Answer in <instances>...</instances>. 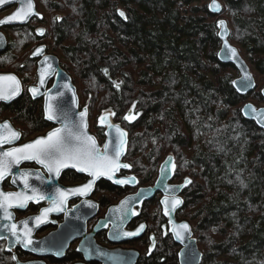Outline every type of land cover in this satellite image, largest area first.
Listing matches in <instances>:
<instances>
[{"label": "trees", "instance_id": "1", "mask_svg": "<svg viewBox=\"0 0 264 264\" xmlns=\"http://www.w3.org/2000/svg\"><path fill=\"white\" fill-rule=\"evenodd\" d=\"M36 1L47 11L41 21L47 51L80 81V104L88 101L97 112L112 107L114 119L129 128L127 157L138 167L154 166L171 149L175 176L191 175L182 216L202 251L201 264H264V130L238 114L246 96L232 87L234 68L216 56V20L224 18L261 84L251 96L264 103V0H219L218 15L206 0ZM13 45L0 54V68L10 59L21 73ZM89 81L94 89L87 100ZM30 100L22 94L0 110L32 119L38 128L40 113ZM131 106L138 117L126 124L122 117ZM93 130L100 141L102 129ZM160 257L146 264H161Z\"/></svg>", "mask_w": 264, "mask_h": 264}, {"label": "flooded vegetation", "instance_id": "2", "mask_svg": "<svg viewBox=\"0 0 264 264\" xmlns=\"http://www.w3.org/2000/svg\"><path fill=\"white\" fill-rule=\"evenodd\" d=\"M19 78L26 79L27 77L21 74ZM22 94L25 93L22 92ZM12 120L13 122L20 120L19 123L23 126L18 127L21 137L14 145L22 144L29 133H40L54 126L49 123L50 125L46 124L39 131V127L31 125L33 124L32 119L14 117ZM130 166L133 170L132 163H130ZM17 169L19 171L18 174L11 172L4 177L1 183L11 187L12 191H14L12 193H18L19 188L23 191L27 190L24 184L17 179L22 172L31 173L28 178V183L31 187H36L39 183H42V179H40L39 175H35L29 170L38 169L44 178L50 176L46 169L35 161H23ZM14 179L15 183L13 182ZM86 179L85 175L75 170L65 169L61 171L56 181L64 185L81 187ZM55 190V186H52L46 192L56 195ZM131 193H133L132 189H119L107 182L99 181L87 195H71L69 204H74L78 198L89 197L97 205L95 214H92L86 220L80 216L69 217L68 208L66 207L63 212L49 215L44 222L37 224L35 218L40 215L39 208L47 205L44 199L39 202L29 201L25 208H9L8 211L12 216L10 219L12 221L11 224H15L17 232L20 233L25 230L26 225L31 230L33 244L25 248L21 244L16 243V237L12 236L9 228L3 225L2 232L5 238L0 240V248L5 249L6 246L12 245L11 250H9V255L12 258L16 256L21 262L38 260L40 261L39 264H140L143 260L150 262L154 256H161L159 260L161 264H167L168 261L173 263L174 257L171 260H167L166 257L161 255L163 249L167 246L169 238L167 219L164 215V210L158 203V195L150 199H144L140 205L136 204L137 216L126 223L122 231L111 230L108 225L104 228L93 230L95 223L105 217L110 206H115L124 195ZM119 212L117 209L110 212L113 220L117 219ZM71 223L78 227L73 240L71 233H66L65 230L62 232L58 227L60 224ZM141 223L145 225V228L138 235H123L124 232H135ZM79 244L80 249H78ZM60 250L63 251L62 255L54 254Z\"/></svg>", "mask_w": 264, "mask_h": 264}, {"label": "snow or ice", "instance_id": "3", "mask_svg": "<svg viewBox=\"0 0 264 264\" xmlns=\"http://www.w3.org/2000/svg\"><path fill=\"white\" fill-rule=\"evenodd\" d=\"M7 0H0V4L6 3ZM24 4L19 11L14 15L9 16L6 21H0V24L9 23L14 21L24 22L34 15V5L32 0H22ZM214 10L219 9V5L213 3L210 6ZM120 16H124L123 12L119 13ZM221 27H223V22H220ZM226 31V29H225ZM42 34V32H41ZM3 41L0 40V43ZM43 49H37L34 55L41 54ZM225 53H230L231 56H235V50L230 49L227 43H225ZM49 58L45 57L44 64L45 68L41 69L40 74V84L43 85L45 82V77L48 73L53 71L51 63L48 62ZM105 75H108V69H103ZM244 88L252 87L251 77L246 75L244 77ZM113 85L119 89L120 83L113 81ZM33 96L37 95L38 89H30ZM20 93V82L15 76H0V100H11L13 97L19 95ZM62 95V93H61ZM51 99V97H49ZM73 102L74 99H73ZM133 107H135L133 105ZM47 113V118L49 120H62L63 127L57 128L53 132L49 133L46 138L37 139L33 143L26 144L23 147H13L7 151L0 152V180H3L6 175L11 173L14 166L18 167L23 161H35L40 164L43 168L47 170L49 174L55 173L57 177L60 176L61 170L65 168H75L79 172H86L88 176L92 179L81 187L62 190L57 188L55 196L45 195L40 191V189L31 187L28 183V178L31 173L22 172L19 174L17 179H19L26 189L31 194L27 192L18 193H3L0 192V209L4 211V219L10 220L12 218L11 213L8 211L9 208H25L29 201L39 202L42 199L47 198L51 207L44 208L39 216L35 218L37 224L44 222L50 212L62 211L63 206L66 203L69 195H87L93 188L97 179L101 176H106L108 179H113L116 172L121 168L131 167L128 164H121L120 157L124 154L127 133L122 131L119 126H115L116 139L105 143L103 146V151L97 145L94 137L87 135L86 128L87 125L84 122V117L86 116V110L81 113V119L79 123H74L69 121V114L64 112L62 109L54 107L52 104H48L45 109ZM115 115V113H111ZM124 119L131 120L134 119L133 116H125ZM101 124H106L110 129L114 126L107 123L106 117L100 118ZM19 133L13 131L10 126L5 123L0 125V147L4 144L12 143L14 140L18 139ZM111 145V146H110ZM165 165H171L172 168L175 165L172 163V158L169 157L165 161ZM162 174H165L167 169L162 167ZM39 178V177H38ZM135 180L132 177L130 180H114L116 184H128ZM15 183V179L13 180ZM186 183H191V181H186ZM171 195L166 196L161 203L164 205V215L169 216V223H172L171 213L175 211L178 205L182 203L176 195L175 191L178 189L168 190ZM130 202H122L119 211H121L122 216L126 217L130 208L126 205ZM95 207V205H92ZM132 215H137L135 212H131ZM123 225V220L121 221V227ZM9 228L11 235L16 237V243L21 244L25 248L33 244L31 239V230L25 225V230L20 233L17 232V226L15 224L5 225ZM145 225L141 224L135 232H124V236H136L141 231H143ZM215 231V229H213ZM174 235L177 239H184V233L190 232L189 226L187 224H181L176 228H173ZM3 235H0V239H4ZM35 251V249H33ZM55 255H62L63 251H57ZM15 259V257H14Z\"/></svg>", "mask_w": 264, "mask_h": 264}, {"label": "bare ground", "instance_id": "4", "mask_svg": "<svg viewBox=\"0 0 264 264\" xmlns=\"http://www.w3.org/2000/svg\"><path fill=\"white\" fill-rule=\"evenodd\" d=\"M211 1L207 2V8H208V5H209V3ZM34 2H35V12H36V15L35 16L34 15L31 16L27 20V22H25V23H16V24H11V25H4V26H1L0 27V29H6L7 31H9V33H11L13 35H15L17 33L20 34V32L24 31L23 29H26L27 28L26 33H22L21 34L22 35L21 36L22 39L20 40V41H22L21 43H18L19 41H17L18 39H20L19 35H16V37H18V39L16 40V37H15V41H13V39H12L13 37L10 38L8 36V34L5 35L2 31H0V32L6 38V48H5V50L10 47L11 43H13L15 46L13 45V47L11 48L12 54L20 62L22 60L21 59L22 56L20 54H22V55L25 54V57L23 58L22 63L23 64H29V67L33 68L34 73L31 74V73L28 72L29 73L28 77L26 79H23V78L21 79V78H19V76H21V74L20 73H17V72H14L15 68H11V67L10 68H7L6 66H5V68H0V73H14L17 76L19 75L18 78L20 79V82H21L22 92L25 93L31 99L30 102L33 105V107L35 108V111L37 109V111H39V113H40V117H39L40 118V126H38L39 127L38 130L41 131L42 128L44 126H46V124H48V125L51 124V123L49 124L47 121H45V119L43 117V102H44V97L43 96L44 95H41L40 97H38L36 99H33V98H31V96L28 93V87L30 85L37 86V78H38L37 77V68H38L37 65H38V61H39L40 57H42L43 55H50L52 57H54V56L57 57L60 67L66 72L67 75L70 76L71 83L76 88L77 96H78V99H79V108H81L83 106H86L87 107L88 131L90 133L94 134L93 127L94 128H97L98 127L99 129L100 128L102 129V134H103L104 129L102 127H99L98 126L99 125V123H98L99 117L101 116L102 113H104L106 111H109L110 113H114V110L112 109V107H107V108H103L99 112H97L96 111V108L91 103H89L86 100H85L86 102L83 103V105L80 104L81 101H82V98L78 94V89H77L78 87L76 86L75 82L73 81V78H72L71 74L69 72H67L61 66V58L59 57V55L57 53L52 52V51H47V44H48V41L50 39L48 40V38L46 36V28L45 27L42 28L40 26V24H42L41 21L43 19V13L42 12L47 13V11H46V9L40 10L39 9V6L37 4V1L34 0ZM218 2L221 4V2L219 0H218ZM8 7H10V6H8ZM11 7L13 9L9 13H7V14L3 15L2 17H0V19L3 18V17H5L6 15L11 14V12L15 8V5H11ZM221 7H222V4H221ZM5 8H7V7H5ZM5 8H3V9H5ZM3 9H1L0 11H2ZM118 12L120 13L122 11L121 10H118ZM37 14H38V16H37ZM213 15H216V14H213ZM122 18H124V16ZM221 19L225 20L224 18H219V19L217 18V20H216V25H217L216 34H217V37L218 38H219V32H220V28H221V25L219 24V21ZM225 22H226L227 27H228V30H229L228 31V37H227L228 38V41H229V43L232 46H234L238 50V48L236 47V45H234L232 43V41L230 40V29H229V26H228V23H227L226 20H225ZM41 32H42V34H41ZM219 40H220V38H219ZM39 46H44L45 47L43 53L41 55H37V56H34V57L31 56V54L33 53V51L37 47H39ZM55 47L56 48H59V49L62 48V43L59 42V43L55 44ZM28 49H30V50H28ZM220 49H221V40H220V44H219V47H218V50H217V54H216L217 58H218V53H219ZM5 50H3L2 52H0V54H2L3 52H5ZM238 53L240 54L241 58L244 60L245 64L248 66L249 72L252 75L253 82H254L253 88L249 92H244V93L240 92L237 89V87L235 85V82H234L235 79L238 78L239 75H240L239 74V71L232 64H230V63H223V64H227V65L232 66L234 68V70L236 71V73H237V76L234 77V79H233V81L231 83L233 89L236 91V93H238L240 95H243V96H246V98L241 103H239V105H238V109H237L238 110V114L241 116V118L243 120L246 119V120H249V121H253L255 123V125L259 129L264 130V128H262V127L259 126V124L257 123V121H255L254 119L248 118L246 116V114H245V110L247 109V107L250 104L253 105L256 109H259V108H264V107H260V105H262L264 103H259L258 104L259 106H258L255 103V100L252 98V96H251L253 94L252 92H254L255 90H257L258 87H260L261 85H257L259 82L257 81L256 76H254V74H253V72H252V70L250 68V65L244 59V57L241 55V53L239 52V50H238ZM219 62H221V61L219 60ZM51 84H52V80H50L47 83V85L44 88V90H47L50 87ZM87 85H88V87H87V90H86V95H88V97H87V100H88L89 97H91V95H92V92H93L94 87L91 86V82L90 81L87 83ZM263 89H264V86L260 88V92ZM261 95H262V93H261ZM262 97H263V95H262ZM13 102H11L9 104H5V105L4 104H1L0 107L1 106H10ZM132 114L135 116L134 119H131V120L124 119L125 116H131ZM111 116H112V121L114 123L119 124L121 126V128L127 133V136H126L127 142H126V146H125V157L122 158L121 161L127 163L128 165H130V163H132V167H133V170L130 167L127 168L126 170H120L117 176L118 177H120V176H129V175L135 176L136 183L134 185H129V184L116 185L113 182H111L109 180H106V179H104V178L101 177V178H99V179L96 180L95 184L97 182H99V181H104V182H107L110 185H112V186H114L116 188H119V189H124V188L132 189L133 190V193H131L129 195H135L137 193V191H138L139 188L140 189H145L147 187H153L154 186L155 181H156V178H157L158 168H159L160 163L167 156H171L173 158V164L175 165V167L172 168L173 177H172L171 180L167 181V183L169 185L179 184V183H182L184 181V179H186V178H188L189 181H191V183H188L182 189V191L179 194H175L176 197L177 196L180 197V199L182 200V203H181L180 206H178L175 209V211H174V219H175V221L177 223H181V222L186 221V222H188L190 224L189 220H187L186 218H183V216H182L183 214L182 213H184V212L186 213L188 211V208H189V206H187L186 203H185V197H184L183 192L193 182V179H192L191 175L188 173V171H185V172L181 173L180 175H178V177L175 176V171H176V168H177V160H176V157H175L174 152L171 149H168L167 152L164 153L162 157H160V156L159 157H156L155 158V164H154V166H146V165H144V166L138 167L137 165H135V159L133 157H131L133 159L130 161L131 158L127 157V155H128V149H129V138L132 136L131 133H130V131H129V128L127 127V125H125V127H124L121 124V122L116 121L114 119V115H111ZM14 117H15V115H13V113H12L7 118H1L0 121L5 120V119L8 120L11 123V126L13 127V129L20 134V130L18 128L19 125H20V123H19L20 120H16V121L13 122L12 118H14ZM137 117H138V114L135 112L134 108L131 106L130 108H127L125 110L124 115L122 117V120L125 121L126 124H132V123H134V121H136ZM90 121L92 123V126L90 125ZM31 125L33 126L34 124H31ZM34 127H36V125H34ZM51 128H53V127H51ZM51 128H49L48 130H44V131H42L40 133H37V132L36 133H29V135L26 136L25 141L22 144H20V145H23V144L27 143L28 141H32V140L36 139L37 137L45 136L46 133ZM20 137H21V134H20L19 138ZM19 138L16 140V142H18ZM103 140H104V134H103L102 142H103ZM5 146H7V147H5ZM13 146H18V145H14V143L11 144V145H3L4 149H7V148H10V147H13ZM3 147H0V148L2 149ZM72 170H74V169H72ZM29 171L32 172L35 175H39V173H41L38 169L29 170ZM81 174H83V173H81ZM83 175H85V174H83ZM85 176L87 177V179H86V181H85L84 184H87L88 183L87 180L90 179V177L87 176V175H85ZM1 183H2V180H0V192L1 191L4 192V193H12V192H14V191H12L13 189H11V187H7L6 185H3ZM56 183H57V187L56 188L63 189V190L78 188L76 186H70V185L60 184L57 181H56ZM84 184H82V185H84ZM129 195H124L115 206H110L107 209V212L105 214V217L99 219L95 223V225L93 227V230H97V229H100V228H104L106 225H108L111 230L113 229V230L122 231L123 228H118V227L112 226V223L111 222H112L113 219H112V216H111V213L110 212L112 210H115V209H117V210L120 209L122 202H126L127 201V202H130V203H128L126 205V207L127 208H130L132 212L137 213V210H136V207H135L136 204L131 203V200L128 198ZM155 195H158V203L162 207V209L164 210V205L161 203L160 200H161L162 197L166 196V194L163 193L160 190H155L152 195H149L148 193H142L140 195V199L137 202V204L140 205L141 202L144 199H150L151 197H153ZM70 199H71V195L68 196V199H67V201L65 203V208L64 209H66V207H67L68 208L67 209L68 211H73L75 213L72 214L70 212L69 217L74 218L75 217V214L77 213L80 217H82V219L86 220L92 214H95V212L97 210V205L89 197L88 198H86V197L85 198H82V197L81 198H78V200L74 204L73 203L72 204H69V200ZM44 200L46 201V204L47 205H43V206H41L39 208L40 214H41L42 210L44 208H46L47 206H49V204H50V201L47 198H45ZM92 205H95V207H93ZM61 212H63V211H60V212L53 211V212H50L48 214V216L49 215H56V214L61 213ZM136 216L137 215H133L131 218H129L127 220L126 223H128L130 220L134 219ZM165 217L167 219V226H168L167 233H168V238H169L168 239V243L169 244L167 243V246L163 249L164 252L162 251L161 255L163 257H166L167 260H170L172 257H174L173 263H171V261H168L167 264H170V263L171 264H179V262H178V253H179V250L181 248V245L177 243L176 239L173 237V235H172V233L170 231L171 224L169 223L168 216L165 215ZM1 220L2 219L0 218V222H1ZM101 222H102V225L100 224ZM139 226H138V228H139ZM58 227H59V230H61L62 232L65 230L66 233H71L72 240L74 238L76 229L78 228L75 225H73V223H71V224H60ZM190 227H191V231H192L191 224H190ZM0 229H1L0 235H3L4 236V233L2 232V227ZM192 234H193V232H192ZM195 240H196V238H195ZM196 243H197V240H196ZM11 247H12V245H8V246H6L5 249L0 248V259H1L0 262H1V264H39L40 263V261H38V260H29L28 262H21V260H19L16 256H14L15 259H14V257L12 258L9 255V250H11ZM78 249H80V244H79ZM197 249H198V251L200 252V255H201L200 262H199V264H201L202 251L198 247V245H197ZM146 263L147 262L143 260V261H141L140 264H146ZM77 264H80V263H77Z\"/></svg>", "mask_w": 264, "mask_h": 264}, {"label": "water", "instance_id": "5", "mask_svg": "<svg viewBox=\"0 0 264 264\" xmlns=\"http://www.w3.org/2000/svg\"><path fill=\"white\" fill-rule=\"evenodd\" d=\"M213 3H216L219 5L218 10H214L213 8L210 7L211 5H213ZM32 4L34 5V13H35L34 16H35L36 12H35L34 0H32ZM11 5H15L14 10L11 12V14L6 15L5 17L1 18L0 21H6L9 16L14 15L17 11H19L21 9V7L24 6V4L22 3V0H7L6 3L0 4V10L5 8V7L11 6ZM208 11L210 13L216 14V15H218L222 12V7H221V4L218 2V0H212L209 3ZM37 16H38V14H37ZM27 20L24 22L14 21V22H9V23H3V24H0V27L4 26V25H11V24H16V23H25V22H27ZM221 21L223 22V27L220 28V32H219V38L221 40V49L218 53V59L222 63H230L237 68L240 75L238 78L235 79V81H234L235 85L240 92H242V93L249 92L253 88V86L248 87V88H244V84H243L244 77L246 75L250 76L251 77V84L254 85L253 77L249 72L248 66L245 64L244 60L241 58L240 54L238 53V50L229 43L228 38H227L228 37V31H229L227 24H226L225 20H223V19H221L219 21V24ZM225 29H226V31H225ZM0 40L3 41L2 43H0V52H2L6 48V38L1 32H0ZM225 43H227V45L229 46L230 49L235 50L236 55L234 57L231 56L230 53H227V54L225 53ZM37 49H43V51H44L45 47L44 46L37 47L33 51V53L31 54V56H33V57L37 56V55H34V53H36ZM43 51H42V53H43ZM41 54H39V55H41ZM45 57L49 58L48 62L51 63L53 71H51L50 73H48L46 75L45 82L43 85H41L40 84V74H41V69L46 67V64H44ZM37 66H38V68H37V77H38L37 78V86L30 85L28 87V93L31 96V98H33V99H36V98L40 97L41 95H44L43 96L44 97L43 117H44L45 121H47L48 123H51L54 126H53V128H51L46 133L45 136L37 137L36 139H34L32 141H28L27 143H25L23 145H18V146H13V147H23L26 144L33 143L37 139L46 138L48 136V134L53 132L55 129L63 127V121L62 120H49L47 118V113H46L45 109H46V106L48 104H52L54 107L62 109L64 112H67L69 114V121L74 122V123L80 122V119H81L80 114L84 113L86 110V116L84 117V122L87 125V128H86L87 135L95 138L97 145L101 151H103V146L105 143H109L110 141H114L116 139L117 134L115 131V126H119V128L122 131H124L119 124L114 123L112 121L111 113L109 111H106V112L101 114V116L99 117V120H98V123H99L98 126L102 127L104 129V131H103L104 140H103V142H99L97 137L88 131L87 107L83 106V107L79 108V99L77 96L76 88H75V86L72 85L70 76L67 75L66 72L60 67L57 57H55V56L52 57L50 55H43L42 57H40ZM0 76H15L16 79L20 82V79L14 73H0ZM50 80H52V84L50 85V87L47 90H44V88L46 87L47 83ZM32 88L38 89L37 95L33 96L32 92L30 91V89H32ZM61 93H62V95H61ZM261 93L264 97V89L261 91ZM21 95H22V86H21V82H20V93H19V95L13 97L11 100H0V105L1 104H4V105L9 104V103L17 100ZM49 97H51V99H49ZM73 99L75 102H73ZM245 114L248 118L254 119L255 121H257V123L259 124L260 127L264 128V108L256 109L253 105L250 104L247 107V109L245 110ZM101 117H106L107 123H110L114 127L110 129L109 127H107L106 124H101L100 123ZM5 123H7L13 131H15L13 129V127L11 126V123L8 120L5 119V120L0 121V125H4ZM15 132H17V131H15ZM125 139H126V137H125ZM16 140H14L12 143L4 144V145H11V144L15 143ZM126 142H127V139H126ZM13 147L3 149V150L0 148V152L7 151ZM124 157H125V150H124V154L121 155V157H120V163L121 164H127V163L121 161L122 158H124ZM169 157H171V156H167L160 163L159 168H158L157 178H156L154 186L153 187H147L145 189L139 188L135 195H129L128 198L131 200V203L137 204V202L140 199V195L142 193H148L149 195H152L155 190H160L163 193H165L166 196H170L171 193L168 190L178 189V191H175V194H179L182 191V189L188 184V183H186V181H189L188 178L184 179V181L182 183L175 184V185H169L167 183V181L171 180L173 177L171 165H165V161H167L169 159ZM172 163H173V158H172ZM162 167L167 169L165 174H162V171H161ZM65 169L76 170L75 168H65ZM65 169H62V170H65ZM126 169L127 168H121L120 170H126ZM119 171L115 173L113 179H111V180L108 179L106 176H101V177L106 179V180H109L113 183H114V180H117V179H119V180H125V179L130 180L132 177H135L132 175L118 177L117 175H118ZM11 172L14 174H18L19 171H18L17 167L14 166L12 168ZM77 172H79V171H77ZM79 173H83V174L88 176V174L86 172H79ZM39 177H40V179H42V183H39V185H37L35 188L40 189V191L45 195V197L54 196L52 193H47L46 191L48 188H50L52 186H55V188L57 187V183H56L57 176L55 175V173L53 175L50 174V177H48V178H44L43 175H41V173H39ZM90 179H92V178L90 177ZM90 179H88L87 182H89ZM135 183H136V178L134 181H132L131 183H128V184L134 185ZM114 184H116V183H114ZM116 185H125V184H116ZM18 191L19 192H27L28 194H31L28 191V189L26 191H23L21 188H19ZM166 196L162 197L160 201H163ZM177 198L179 200H181L180 197L177 196ZM180 205H178V206H180ZM48 207H51V203L46 208H48ZM64 208H65V204L63 206V210H64ZM57 212H60V211H57ZM70 212L72 214L75 213L73 211H67V213H69V214H70ZM131 212H129L128 215L126 217H124V216H122V213L120 211L118 216H117V219L112 220V222H111L112 226L118 227V228H123V226L125 225L127 220L133 216L131 214ZM75 217H79V215L76 213ZM0 218L2 219L0 222V228L3 225H10L12 223L11 220H5L4 219V211L2 209H0ZM122 220H123V225L121 227V221ZM168 220H169V216H168ZM171 220H172V223H171L170 231H171L173 237L176 239L177 243L181 245V248H180L179 253H178L179 264H199L201 255L197 249L196 240L192 235L190 224L186 221L181 222V223H177L174 219V212L171 213ZM100 224L102 225V222ZM181 224H187L189 226V229H190V232L184 233V239L183 240L177 239V237L174 235V232H173V228H176ZM0 232H1V229H0Z\"/></svg>", "mask_w": 264, "mask_h": 264}, {"label": "rangeland", "instance_id": "6", "mask_svg": "<svg viewBox=\"0 0 264 264\" xmlns=\"http://www.w3.org/2000/svg\"><path fill=\"white\" fill-rule=\"evenodd\" d=\"M207 2H209V1H211V0H206ZM38 6H39V9L40 10H44V8H43V6L41 5V4H38ZM13 8L10 6V7H7V8H5V9H3L2 11H0V17H2L3 15H5V14H7V13H9L11 10H12ZM225 16V15H224ZM40 26L42 27V28H44L45 27V25L42 23V24H40ZM0 31H2L5 35H7L8 34V36L11 38V37H13L12 39H13V41H15V37H16V35H19L18 33L17 34H15V35H13V34H11V33H9V31H7L6 29H0ZM8 38V37H7ZM11 39V40H12ZM18 39V37H16V40ZM22 39V38H21ZM21 39H18L17 41H19L18 43H20V42H22V41H20ZM16 41V42H17ZM28 50H30V49H28ZM27 52V51H26ZM21 56H22V60H21V62L20 61H18V59H15V61L13 60V62H15L16 63V65H22L23 63H22V61H23V58L25 57V54L24 55H22V54H20ZM5 63H6V67L7 68H10V62H11V60L10 59H8V60H6V61H4ZM24 68H25V70L23 71V72H21L20 74H22L24 77H28V75H29V73H34V70H33V68H31V67H29V64H24ZM29 72V73H28ZM75 84H76V86L78 87L77 89H78V94L81 96V98H82V93H81V83H80V81L79 80H77V79H75ZM259 85H261L260 83H259ZM257 105L259 104V103H256ZM259 106V105H258ZM260 107H264V104H262V105H260ZM10 116V113H8V112H6V111H3V110H0V119L1 118H7V117H9ZM131 116H133V117H135L133 114L131 115ZM90 125L92 126V123H91V121H90ZM19 126H22V125H19ZM23 127V126H22ZM98 139V138H97ZM99 140V139H98ZM99 142H102V139L99 141ZM133 158H131L130 159V161L132 160Z\"/></svg>", "mask_w": 264, "mask_h": 264}]
</instances>
